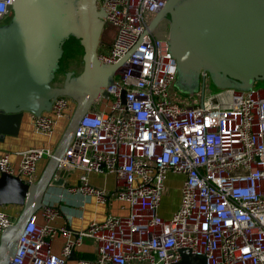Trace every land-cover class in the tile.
<instances>
[{"label":"built area","instance_id":"2783aa9c","mask_svg":"<svg viewBox=\"0 0 264 264\" xmlns=\"http://www.w3.org/2000/svg\"><path fill=\"white\" fill-rule=\"evenodd\" d=\"M167 0H100L104 25L114 29L98 59L115 64L113 81L80 119L59 172L80 170V184L68 190L107 199L88 183V173L115 177L114 198L126 215L108 213L84 230L65 235L61 255L51 251L59 211L41 208L18 239L8 264H65L76 245L90 240L93 258L78 264H176L181 248L204 255L206 264H264V88H220L214 95L176 101L170 90L176 61L169 50L168 23L148 25ZM13 0H0V20L12 16ZM104 26V27H105ZM106 93V95H104ZM123 95V97H122ZM73 101L56 97L50 110L32 114L37 133L51 135L56 121L70 118ZM49 147L20 151L15 169L0 154V173L36 180L37 163L52 156ZM169 174L183 175L178 207L159 214ZM15 219L0 210V230Z\"/></svg>","mask_w":264,"mask_h":264},{"label":"water","instance_id":"95a60500","mask_svg":"<svg viewBox=\"0 0 264 264\" xmlns=\"http://www.w3.org/2000/svg\"><path fill=\"white\" fill-rule=\"evenodd\" d=\"M104 15L98 0H13L11 20L0 25V142L5 135L17 133L25 112H47L58 96L74 103L66 128L35 182L0 173V206H22L14 223L2 231L0 257L14 256L19 236L42 207L81 117L93 108L125 60L104 64L98 59ZM167 17L169 50L176 61L175 85L181 91L192 93L200 79L202 97V73L218 88L242 91L249 90L254 80H264V0H167L149 29ZM70 36L83 49L82 70L67 71L62 84L53 85L63 43ZM179 252L176 264H206L204 255L188 248Z\"/></svg>","mask_w":264,"mask_h":264},{"label":"crops","instance_id":"0c3cea01","mask_svg":"<svg viewBox=\"0 0 264 264\" xmlns=\"http://www.w3.org/2000/svg\"><path fill=\"white\" fill-rule=\"evenodd\" d=\"M112 37L101 42V47L106 48L110 44ZM32 118L31 113L25 112L21 117L17 133L15 135H5L2 142H0V154L8 153L9 161L15 169L20 163V155L18 154L20 151L35 147H49L54 151L69 120L66 117L58 119L51 135H43L34 130ZM47 161L48 158H43L37 163L36 180L43 171ZM81 174L82 172L78 169L59 172L57 177H53L52 183L49 185L43 198L42 207L51 205L59 211V215L51 221V224L58 230L51 243V251L56 255H61L62 246L65 241V235L60 231L61 227H64L67 231H80L87 228L92 221L104 220L108 213L113 215H126L128 213L127 204L114 198L112 195L115 188V177L112 174L100 172L88 173V183L105 190L107 199L104 202L97 201L95 196L88 195L85 192L68 190L70 187L80 184L79 178ZM175 176L181 177L183 180V175ZM179 200L180 191L174 211L178 207ZM41 208L35 214L38 223L44 222ZM0 210L16 219L22 210V206L7 204L0 206ZM162 216L169 217L167 214H162ZM2 231L0 230V243ZM73 251L74 255L68 256L65 264H78L79 259H90L95 255L94 245L88 239L76 245ZM11 258L0 257V264H8Z\"/></svg>","mask_w":264,"mask_h":264},{"label":"rangeland","instance_id":"374dc122","mask_svg":"<svg viewBox=\"0 0 264 264\" xmlns=\"http://www.w3.org/2000/svg\"><path fill=\"white\" fill-rule=\"evenodd\" d=\"M98 6H100V0H98ZM11 20V17L0 20V25L7 24ZM165 23L169 24V19L164 18L160 21L159 25L163 26L166 25ZM114 35V29L112 27H104L103 34H102V42L108 38H111ZM101 45V44H100ZM99 45V47H100ZM64 53L62 58L59 61V73L62 74L66 71H72L74 74H78L82 70V48L79 45V42L75 38H69L63 44ZM99 50V48H98ZM201 76V75H200ZM199 76V77H200ZM252 87L255 88H264V80L263 79H256L253 82ZM251 87V88H252ZM200 89V79L198 85L193 87L192 93L183 92L178 89L173 83V86L170 90L171 97L173 100L181 101V100H191L197 99ZM220 88L216 87L210 78L206 80L205 86V94L206 95H214L216 94ZM195 91V92H194ZM165 191L160 203V214H170L173 213L175 206L177 205V200L180 191V185L182 182L181 177H176L175 175L171 174V176L167 177Z\"/></svg>","mask_w":264,"mask_h":264},{"label":"trees","instance_id":"16d2710c","mask_svg":"<svg viewBox=\"0 0 264 264\" xmlns=\"http://www.w3.org/2000/svg\"><path fill=\"white\" fill-rule=\"evenodd\" d=\"M69 38H74V37L70 36ZM69 38H68V39H69ZM68 39H66V40H68ZM75 39H76V38H75ZM66 40H65V41H66ZM76 40L79 42L78 39H76ZM65 41H64V42H65ZM63 44H64V43H63ZM79 45H80V43H79ZM80 47H81V45H80ZM62 48H63V46H62ZM81 48H82V47H81ZM63 53H64V49H63ZM82 54H83V49H82ZM62 56H63V54H62ZM62 56H61V58H62ZM61 58H60V59H61ZM81 58H82V56H81ZM59 64H60V63H59ZM59 71H60V70H59V67H58V69L55 71V74H54V79H55V80H58L59 77H60V75H62V74L59 73ZM66 72H67V71H66ZM66 72L63 73V77L65 76V73H66Z\"/></svg>","mask_w":264,"mask_h":264},{"label":"flooded vegetation","instance_id":"af4514ba","mask_svg":"<svg viewBox=\"0 0 264 264\" xmlns=\"http://www.w3.org/2000/svg\"><path fill=\"white\" fill-rule=\"evenodd\" d=\"M73 73H74V72H73ZM64 77H65V76H64ZM64 77L60 75V77H59L58 80H55V79L53 78V80H52V84H53V85H57V86L61 85V84H62V81H63V79H64Z\"/></svg>","mask_w":264,"mask_h":264}]
</instances>
